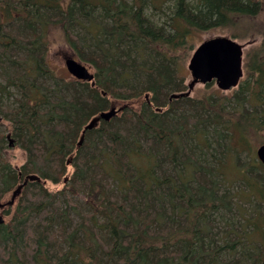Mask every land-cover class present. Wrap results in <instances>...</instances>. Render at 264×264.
<instances>
[{
    "label": "trees",
    "instance_id": "1",
    "mask_svg": "<svg viewBox=\"0 0 264 264\" xmlns=\"http://www.w3.org/2000/svg\"><path fill=\"white\" fill-rule=\"evenodd\" d=\"M261 6L171 0L164 12L163 0H0V115L25 153L13 168L0 133V201L27 175L39 178L3 208L11 217L0 225V264H264L262 187L242 179L248 207L220 192L232 183L228 160L235 169L242 152L252 161L240 173L258 168L264 184L249 145V136L264 138ZM239 25L260 37L243 58L240 100L227 108L208 91L170 98L184 88L191 36L219 27L235 39ZM50 27L78 57L89 51L91 82L56 74ZM118 101L136 107L97 118ZM47 181L61 188L50 191ZM79 192L85 214L71 198Z\"/></svg>",
    "mask_w": 264,
    "mask_h": 264
},
{
    "label": "rangeland",
    "instance_id": "2",
    "mask_svg": "<svg viewBox=\"0 0 264 264\" xmlns=\"http://www.w3.org/2000/svg\"><path fill=\"white\" fill-rule=\"evenodd\" d=\"M164 1V12H167V7L170 6L171 0H163ZM261 1V13L258 15L257 19L255 20V24L256 27L259 28H264V0H260ZM152 12L151 8H148V13ZM156 14H159L161 16V12H155ZM154 13V14H155ZM254 28V26L252 27V29ZM250 29L249 32L244 31V27L242 26H238L237 28L231 29L237 36L238 38H235L234 40H236V42H238L240 45H242V50H243V58L245 56V54H247L251 48L256 47V44L259 43L260 41V37L259 36H246V34H250L252 31L254 32V30ZM75 32L77 34H85V30L82 27H77ZM254 34H259L258 32H254ZM48 38H49V50H48V62L50 63L51 67L54 69V71L56 72V74L60 77H63L64 79L67 80H73L75 79L74 77H72L69 72L67 71L66 67H65V59L66 58H74L76 60H78L79 62H81L82 64H84L88 69L89 72L94 73V69L93 67L89 64V62L86 60L88 59V50L83 51V55L82 58L78 57V55L66 44V42L63 40L62 36L60 35L58 29L56 27H50L48 30ZM216 36H226L229 37V35L223 30V28H219V27H213V28H209L200 32H197L195 34H193L191 36V38L189 39V43H191L192 45V50L189 51V54L187 56V58L184 59V61L181 63V69L180 72L183 75V80H184V88L181 91L182 93L186 94V98L187 99H191L193 97H200L201 95H204L205 92L207 93V91L211 94V93H215L216 96H223L225 101L224 106H226L227 108L231 105H234L233 102H236L237 100H240V97L237 95L236 93V89L237 87L231 88L227 91H222L220 90L216 84L215 81L212 80L209 83L206 84H202V83H196L193 85V87L191 89H189V83L192 81V77L190 75V71L187 68L188 65V61L190 59V56L192 54L193 49L199 45L203 40L208 39V38H212V37H216ZM241 36V38L239 37ZM242 79V78H241ZM240 82V81H239ZM179 92V93H181ZM172 95V94H171ZM5 102V101H4ZM6 105H9L8 102H5ZM130 104V105H129ZM123 103L122 101H118V102H113L112 105L115 106L116 108L122 107L123 105H127L128 109L130 108H135L136 105H133V103ZM110 108V106L106 109L108 110ZM121 114V110L116 114L117 116H119ZM115 115V116H116ZM98 118V117H97ZM94 121V120H93ZM98 120H96L94 123H97ZM235 134L236 132L234 130H232ZM0 133L7 136L5 139V144L6 146H8L9 148L5 151V157L6 159L9 161V163L11 164V166L15 169H19L20 166L23 164L24 160H25V153L23 152V150H21L20 148L15 146V142L16 139L13 137V135L10 134L8 127L6 125V122H4V120H2L1 115H0ZM209 138H211L210 135H208ZM234 142H236V138L233 139ZM249 145L252 149L251 154L252 156L256 157V149L259 145H261L262 143H264V138L262 135H253V136H249ZM226 142L224 141L225 145ZM144 147V146H143ZM229 163L227 164V166L224 168V173H225V177L228 180H232V183L229 185H226L225 187L220 188V192L223 191H229L230 193H236V195H238V197H242L244 199V201H246V203H243L244 207H248L249 206V202L248 200H250L251 198H247L244 195H247V191H249V189H245L243 187V183H242V179L249 177L251 179V181L253 182L252 184H258L259 186L262 187L263 191H264V184L263 182L260 181L259 177L256 175V173H261L262 171L259 170L257 168V170H255L252 173H249V175H242L239 171L240 165L242 164H247L250 163L252 161L251 156L248 155V153L246 152H242L239 155V161L234 165L235 169L233 167V162L232 160H228ZM69 173L72 171L71 168H69ZM257 171V172H256ZM172 174V173H171ZM254 179L259 180V183L254 182ZM250 181V182H251ZM108 182L111 183V180L108 179ZM45 186L46 188H48L50 191H56L58 189L61 188V185L57 184H52L51 182H45ZM110 186L113 188V185L110 184ZM10 194L8 193L5 195V197L0 201V202H5L7 200H9L10 198ZM248 196V195H247ZM72 201L75 203L76 207L79 209V211L82 214H85L87 212V203H86V197L84 195L83 192H79L76 195L71 196ZM243 208V207H241ZM3 217L4 219H9V217H11V215H5L4 213ZM72 218L74 223L78 222L80 217L79 215L72 213ZM259 236L256 233H253L249 236L250 239L252 238H258Z\"/></svg>",
    "mask_w": 264,
    "mask_h": 264
},
{
    "label": "water",
    "instance_id": "3",
    "mask_svg": "<svg viewBox=\"0 0 264 264\" xmlns=\"http://www.w3.org/2000/svg\"><path fill=\"white\" fill-rule=\"evenodd\" d=\"M236 40L226 36H216L203 40L197 45L190 56L187 68L190 71L192 81L189 83V89L196 83L206 84L215 81L216 86L227 91L237 87L240 79L243 77V50ZM65 67L69 74L79 81L91 82L94 78L93 73L79 62L70 57L65 59ZM186 96L185 93H173L170 98H179ZM122 108L110 107L108 110L98 114V118L103 121H109ZM256 158L264 166V143L256 149ZM30 180H39L35 175H27L23 183L15 187L9 200L0 202V209L14 204L16 197L20 194L22 186ZM4 222V217L0 213V225Z\"/></svg>",
    "mask_w": 264,
    "mask_h": 264
},
{
    "label": "flooded vegetation",
    "instance_id": "4",
    "mask_svg": "<svg viewBox=\"0 0 264 264\" xmlns=\"http://www.w3.org/2000/svg\"><path fill=\"white\" fill-rule=\"evenodd\" d=\"M25 180V179H24ZM23 183V182H22ZM0 213L2 214L3 213V208L0 209ZM3 215V214H2Z\"/></svg>",
    "mask_w": 264,
    "mask_h": 264
},
{
    "label": "bare ground",
    "instance_id": "5",
    "mask_svg": "<svg viewBox=\"0 0 264 264\" xmlns=\"http://www.w3.org/2000/svg\"><path fill=\"white\" fill-rule=\"evenodd\" d=\"M251 211V210H250Z\"/></svg>",
    "mask_w": 264,
    "mask_h": 264
}]
</instances>
